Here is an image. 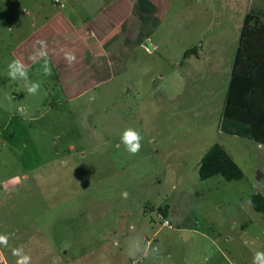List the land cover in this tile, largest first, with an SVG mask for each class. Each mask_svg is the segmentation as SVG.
<instances>
[{
  "label": "rangeland",
  "instance_id": "rangeland-1",
  "mask_svg": "<svg viewBox=\"0 0 264 264\" xmlns=\"http://www.w3.org/2000/svg\"><path fill=\"white\" fill-rule=\"evenodd\" d=\"M154 2L157 11L136 0H0L5 264H16L14 247L31 264H133L136 235L158 250L142 264H253L264 252V216L251 203L264 197V146L220 131L241 13L264 12V0ZM113 24L100 47L93 27ZM38 40L51 75L29 60ZM14 58L29 81L8 77ZM128 127L143 137L135 155L121 142ZM215 144L242 180L199 179Z\"/></svg>",
  "mask_w": 264,
  "mask_h": 264
},
{
  "label": "trees",
  "instance_id": "trees-1",
  "mask_svg": "<svg viewBox=\"0 0 264 264\" xmlns=\"http://www.w3.org/2000/svg\"><path fill=\"white\" fill-rule=\"evenodd\" d=\"M139 4L143 9L146 5H151L157 11L154 0H136L135 9H138ZM114 25L101 27L102 30L93 27V31L98 39H102L112 31ZM91 41L92 38L87 40L88 43ZM220 131L264 146V24L260 14L254 11L244 19L222 111ZM198 173L199 179L203 181L215 176H222L227 181L244 178L240 167L219 144L212 146L201 159ZM251 203L264 216V197L255 195ZM161 212L166 214V209Z\"/></svg>",
  "mask_w": 264,
  "mask_h": 264
},
{
  "label": "clouds",
  "instance_id": "clouds-1",
  "mask_svg": "<svg viewBox=\"0 0 264 264\" xmlns=\"http://www.w3.org/2000/svg\"><path fill=\"white\" fill-rule=\"evenodd\" d=\"M59 2V0H58ZM64 5H61L63 7ZM39 47L34 46V50L29 56V60L36 63L40 60L43 61L41 65L44 75H51L52 68L49 60V52L47 42L44 40L36 41ZM64 58L71 64L76 61V56L72 51H65ZM8 77L12 80H24L29 81L30 67L26 64L23 58H14L7 66ZM39 82H29L27 86V93L35 95L40 90ZM143 137L140 132L135 128H126L121 135V142L125 146L127 152L132 155L139 153L142 145L141 140ZM18 179V178H17ZM168 221H165L167 224ZM129 230L131 232L136 231L135 224L130 225ZM13 234L0 233V245L4 247L8 246L9 239ZM12 255L17 257L16 264H31V257L24 252L23 247H14L11 249ZM157 248L153 247L151 242L145 243L141 236H130L127 242V254L133 260V264H142L145 260H151L157 254ZM253 264H264V252L256 251L253 257Z\"/></svg>",
  "mask_w": 264,
  "mask_h": 264
},
{
  "label": "crops",
  "instance_id": "crops-1",
  "mask_svg": "<svg viewBox=\"0 0 264 264\" xmlns=\"http://www.w3.org/2000/svg\"><path fill=\"white\" fill-rule=\"evenodd\" d=\"M243 13H241V16H244V19H245V17H246V15L248 14V13H250V12H253V11H251V9L248 11H242ZM256 12L258 13V14H260V18H261V21H262V23H264L263 21H264V12L261 10V9H257L256 10ZM243 27V26H242ZM92 32V31H91ZM88 39H90V38H87L86 39V41L88 40ZM103 40V38L102 39H99L98 40V44H99V46H100V42ZM85 41V42H86ZM101 47V46H100ZM237 53V52H236ZM232 69H233V67H232ZM231 74H232V71H231ZM230 80H231V77H230ZM230 80H229V83H230ZM228 87H229V85H228ZM227 90H228V88H227ZM226 95H227V93H226ZM225 100H226V97H225ZM225 100H224V105H225ZM224 105H223V108H224ZM223 111V110H222ZM0 263H3V264H5V259H4V256H3V254L0 252Z\"/></svg>",
  "mask_w": 264,
  "mask_h": 264
},
{
  "label": "built area",
  "instance_id": "built-area-1",
  "mask_svg": "<svg viewBox=\"0 0 264 264\" xmlns=\"http://www.w3.org/2000/svg\"><path fill=\"white\" fill-rule=\"evenodd\" d=\"M165 221L166 220H164V222H163V226H169V222L167 224H165Z\"/></svg>",
  "mask_w": 264,
  "mask_h": 264
}]
</instances>
